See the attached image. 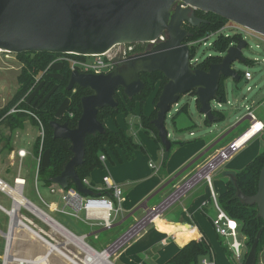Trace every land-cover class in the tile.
Instances as JSON below:
<instances>
[{
	"label": "water",
	"instance_id": "1",
	"mask_svg": "<svg viewBox=\"0 0 264 264\" xmlns=\"http://www.w3.org/2000/svg\"><path fill=\"white\" fill-rule=\"evenodd\" d=\"M177 1L183 6L179 3L174 5ZM191 7L211 12L264 35V0H0V49L14 54L41 52L85 56L101 54L117 43L145 42L163 31L167 35L164 41L149 50L121 59L107 73H86L78 69L71 71L66 89L71 90L76 85L91 92L80 98L81 115L74 128H70L66 122H49L53 138L68 140L72 152L62 172L53 178V183L66 188L70 181L80 193L93 195L91 189L83 186L76 172V167L83 162L85 138L104 133L105 128L97 119V111L104 107L114 109L118 104L115 93L120 88L128 98L142 91L144 82L140 78L141 73L158 71L167 80L158 96L157 114L152 120L165 151L171 147L165 127L166 114L181 95L194 91L199 103L198 112L212 122L214 118L210 102L216 99L220 78L230 79L236 82L237 89L241 88L245 79L232 67V63L245 60L242 55V49L246 47L244 39L239 38L236 44L230 45L221 61L211 63L208 70L190 66V49L184 40L191 33L183 25L206 23V20L195 15ZM248 119L247 115L241 117L158 191ZM216 157L214 155L212 160ZM237 197L247 205L255 204L258 216L264 221V163L256 193L248 196L238 190ZM105 252H108L107 249Z\"/></svg>",
	"mask_w": 264,
	"mask_h": 264
},
{
	"label": "trees",
	"instance_id": "2",
	"mask_svg": "<svg viewBox=\"0 0 264 264\" xmlns=\"http://www.w3.org/2000/svg\"><path fill=\"white\" fill-rule=\"evenodd\" d=\"M195 15L206 20V23H201L198 26H191L185 23L183 27L191 33V36L186 38L184 43L192 39L200 38L208 31L219 29L228 22V20L211 12L196 10ZM238 39V35L227 37L222 35L219 36L211 47L213 54L198 63L195 67L208 70L211 63L221 61V53H224L230 44L236 43ZM190 52L191 55H194L195 49L191 48ZM63 55L74 59H84L83 56L74 54L41 52L18 54L23 66L17 76V89L8 102L3 107H0V122L11 132L21 127L23 120L27 118L31 119L33 124L36 125V120L29 113L34 114L41 121L44 129L42 147L39 152L40 140L37 138L33 146V153L35 157L40 153V163L37 174L38 181L46 187L52 184L53 178L62 172L64 166L72 157V152L69 150L70 142L66 139L53 138L49 122L52 120H56L60 123L66 122L70 128H74L81 115L80 98L91 92L89 89H83L76 85L71 90L66 89L72 71L71 63L67 60H63L61 63L60 73L62 74V78L56 79L52 76L53 69L50 65L58 56ZM243 62L247 65L253 64L252 60L247 58H245ZM238 72L243 78L244 72L240 70H238ZM140 78L144 82V87L139 94L128 98L120 88L119 91L121 92V96L118 95V91L115 93V97L118 100L117 106L114 109L104 107L97 111V119L104 125L105 131L102 134L95 133L85 138L83 162L80 166L76 167V172L81 180L88 177L94 169H101L104 167L102 161L99 159V156L102 154L105 155L106 161L114 164L132 159L137 151L146 152L144 146L136 143L134 137L128 133L127 126L122 127L117 125L114 130H111L104 124L106 118L115 119L120 115L126 118L130 114L137 115L140 128L146 134L151 135L156 144L163 148V163L167 158L170 149L165 151L160 143L157 130L152 124V120L157 114L156 102L158 96L167 80L164 75L158 71L141 73ZM153 92L155 93L153 98L154 109L149 115H145L142 112V105L146 98ZM189 94L195 96L194 91ZM65 99L68 101L65 111L57 118L55 116L56 111ZM216 100L219 102H225L227 100L225 77L220 78ZM137 104L138 109L136 106ZM14 106L16 111L7 114ZM195 106L196 109H198L199 103L197 100H195ZM188 108L187 103L179 107L177 112L171 117V122H174L178 114L187 113ZM212 113L214 118L212 122L208 121L206 118L203 119L204 123L208 126L213 123H220L226 118L223 111L213 110ZM173 143L174 142L171 141V147ZM177 143L181 144L185 143V141H178ZM44 151L48 153V164L45 168L41 166L42 153ZM263 163L264 149L240 171L231 173L226 177L225 190L217 197L220 207L226 214L239 223V232L246 237V251L243 255L242 264H244L250 250H253V257L249 264H260L257 252L264 244V221L258 216L256 205L245 204L237 197V191L239 190L244 195L248 196L256 193L259 173ZM71 187L75 186L69 181L67 188ZM93 193L99 196L105 195L107 192L93 190ZM186 235L188 240L187 243L180 248L166 264H200V259L203 257L214 259L213 250L204 234L201 236L196 230H188ZM218 241L222 243L220 238ZM222 248L224 252L229 255L230 251L224 246Z\"/></svg>",
	"mask_w": 264,
	"mask_h": 264
},
{
	"label": "rangeland",
	"instance_id": "3",
	"mask_svg": "<svg viewBox=\"0 0 264 264\" xmlns=\"http://www.w3.org/2000/svg\"><path fill=\"white\" fill-rule=\"evenodd\" d=\"M232 22V21H229ZM244 35V33H243ZM210 41L213 40V37L209 39ZM248 46L242 49V55L244 58L255 60L257 59V62H253L252 65H247L244 62L241 61H235L232 63V67L236 70L240 71H249L252 74V80L248 82L247 85H250L252 89L250 91H246V86L241 87L240 89L234 88L232 80H228L229 85L231 86L227 87L226 90V98L227 100L231 101L233 104L232 106L224 104L223 107H221L219 110H222L227 115V121L224 123H213L212 125L208 126L204 123L203 115H201L198 110L195 108V100L192 96H189L188 94L181 95L178 102V107H181L185 103L188 104V112L187 113H180L178 116L174 119V122H171L170 117L174 115L176 112L174 109H172L169 113V115L165 119V127L168 131V139L173 143L172 147L170 148L168 152V156L165 159L163 163V148L158 147L155 143L154 139L151 135L146 134L143 130L139 133L140 139L144 143L146 152L143 153L141 151H138L135 155V158L133 160V166L138 170V173H141V175L144 177V179L141 182L136 181H129L130 184H125L121 186V201L123 200L126 189L129 187H133V191H137L139 187L148 185L152 182V179L156 176L161 175L163 171L169 172L172 169L178 167V165L189 155L193 154L195 151V148L198 145V142L201 140H205L206 138L214 137L217 135L219 130H223L226 127H231L235 122V120L238 121L241 117L245 116L247 114V109L245 105L250 107L251 100L253 99L254 95L257 92H262V97H264V42L259 41L257 38L252 36L246 37ZM258 45V47H256ZM209 53H212V50L210 48H206L205 46H198L196 50V56L203 58L206 57ZM63 60L71 61L74 60V58L68 57L66 55L58 56L53 63L50 65V67L53 69L52 76L56 79L62 78V74L60 73L61 63ZM20 61V58L18 54L9 53L6 51H0V107L8 102V100L12 97L15 90L18 86L17 76L20 72V69L22 68ZM42 92V91H41ZM118 95L121 96V92L118 90ZM67 99H65L59 108L56 111L55 116L58 118L60 117L67 106ZM151 102L149 100H145L142 105V110L146 111L149 104ZM255 111V110H254ZM253 111V112H254ZM256 112V111H255ZM257 114V112H256ZM117 123L121 124L123 123L122 116L116 118ZM112 121V120H109ZM30 122V123H29ZM0 174L3 173H11L14 174L16 172V167L12 166L10 164V161L7 158V153L9 149L11 148V143H13L14 147L17 146H24L27 141H31V143H34L35 137L37 135L38 128L36 125H33V122L31 119L27 118L23 120L22 126L17 128L16 130L12 132H8L7 129H5V125L0 122ZM232 124V125H231ZM248 121H244L241 125H239L237 128H235L227 137L222 139L215 147H213V150H218L223 145L227 144L228 141L231 138L236 137L237 135H240L247 127H248ZM140 128V127H139ZM138 129V126H137ZM190 131H192L193 135H190ZM135 138V137H134ZM177 138L179 141H185V143L178 144L174 141V139ZM136 139V138H135ZM136 143H139L135 141ZM141 144V143H139ZM31 148L28 146V149ZM118 151L121 153V151L118 149ZM210 151V152H212ZM209 152V153H210ZM201 152L199 151L196 155H193L192 159H190L188 162L192 161L197 155H199ZM207 153V154H209ZM201 156L199 159L194 161L184 172H182L179 176H177L175 180L177 181L180 177L185 175V173L195 167L196 164L200 163L206 156ZM148 162H152L155 169L158 168L157 172L152 171L150 168H148ZM188 162L186 164H188ZM48 164V153L44 151L42 153V161L41 166L43 168L47 167ZM107 164V162H105ZM185 164V165H186ZM14 165V164H13ZM110 165V164H109ZM183 165L182 167H184ZM180 167L177 169L170 177H172L175 173H177L180 169ZM37 168V160L31 159V157L25 159L23 163V169L22 174L26 177L27 184L25 185V188L23 190V195L25 198L30 200L32 203L43 209L44 211L48 212L54 219H56L62 226H64L69 231H73L74 233L80 235L81 233H87L91 231L92 226L85 223L81 218H83V211L79 212L80 219L75 217L73 214H67L63 213L60 210L50 211L47 207V205L43 202L46 201L48 203H53L56 205L59 209L64 207L61 199H60V188L56 187L57 193L52 194L49 192L48 187L42 185V183L39 181L37 183V190L35 188L34 183V173ZM3 169V170H2ZM225 169V162L220 165V170ZM11 171V172H10ZM156 173V175H154ZM169 177V178H170ZM168 178V179H169ZM167 179V180H168ZM217 179V178H216ZM216 179H212L215 190L217 192V195L219 196L223 190L222 185L219 186L217 182H215ZM220 179V178H218ZM166 180V181H167ZM165 181V182H166ZM161 184L163 186L165 184ZM7 183L12 186L13 181L12 179H8ZM204 182H199L194 188L195 191L199 190L201 192L203 189H200L203 186ZM159 187V189L161 188ZM171 186V185H170ZM168 186L167 188H169ZM158 190V189H157ZM162 193V192H161ZM160 194H157L155 197V200H157L156 204H159L162 202L163 199L168 195L166 193L163 197H160ZM204 193V190H203ZM171 198V197H170ZM168 198V200L170 199ZM43 199V200H42ZM11 199L3 192L0 191V205L3 206L6 209H9L11 207ZM172 207H174L172 209ZM66 211L72 212L69 208H65ZM179 201L176 202L171 206L169 211H176L179 210ZM20 212L30 218L38 227H41L46 231V233L49 235L51 228L47 226L42 220L35 217L33 214L28 212L24 208H20ZM150 216V215H149ZM216 217V210L213 208V206H208V213L205 216L206 220L205 228H206V235L205 238L207 239L208 243L210 244L215 258V264H239L238 261L234 260L231 257V253L226 254L223 250V246L228 249V242L230 239H226L225 237H219L213 228V225L211 224V221ZM116 221L119 220V216L115 218ZM115 220L113 221V223ZM9 223V216L0 209V231L5 232L7 231V226ZM129 220L125 221L123 224H119L117 226H112L107 229H103L99 232H97V238L94 237V234L87 236L85 238L86 242L94 247H97L99 243H106L109 242L108 245H110L113 241H115L117 238H119L123 233H125L130 227H132L134 223H132ZM131 224V225H130ZM35 231L39 232L38 227H35L34 225H30ZM96 230L101 229L100 226H94ZM40 235H43L40 233ZM50 235L57 239V241H62L63 243V250L65 253H67L69 256L75 258L74 255H77L76 259L78 261H82L84 258V254L82 251L80 253H77L78 249L75 244H73L70 241H66L64 237L60 235V233H50ZM34 239V244H31L30 246L28 243L29 239ZM219 238L221 239L222 243H219ZM239 239H241V235L238 236ZM4 237L0 233V255L4 251ZM17 241V240H16ZM72 243V244H71ZM16 247L14 249V253H18L19 255H23L20 257H29L31 252L34 251V245L36 247H39L40 244L35 239L33 235H29L28 239L25 241L18 240V242L14 244ZM76 247H74V246ZM107 245V246H108ZM90 248V247H89ZM92 249V248H90ZM80 250V249H79ZM93 250V249H92ZM229 252V251H228ZM11 253V252H10ZM258 260L259 262L263 260L264 258V244L257 252ZM32 257V256H31ZM253 257V250H250L244 264H249L252 261ZM63 262V260H62ZM64 263V262H63ZM1 264V260H0Z\"/></svg>",
	"mask_w": 264,
	"mask_h": 264
},
{
	"label": "crops",
	"instance_id": "4",
	"mask_svg": "<svg viewBox=\"0 0 264 264\" xmlns=\"http://www.w3.org/2000/svg\"><path fill=\"white\" fill-rule=\"evenodd\" d=\"M228 80L230 79L226 80V87L231 86V84L229 85ZM232 82H233L234 88H236V82L234 81ZM154 94L155 93L153 92L146 98L151 103L149 104L146 111L142 110V112L145 115H149L154 109V104H153ZM262 95L263 94L260 91L254 95L253 99L251 100L250 110L252 112L254 110L257 112V114L255 111L253 112L256 119L264 125V97H262ZM136 106L138 109V104ZM116 118L115 119L106 118L104 120L105 126L111 130H114L117 125H120L122 127L127 126L128 133L136 138V139L134 138L135 141L141 143V145L144 146V143L142 142V140L140 139L141 137L139 136V133L142 132V129L139 128L140 126H139L138 116L135 114H130L126 118L122 116L123 123L121 124L117 123ZM226 118H227V115H226ZM226 118L221 123H224L225 121H227ZM109 120H112V121H109ZM247 121L250 124L251 121L249 119ZM236 122L237 120H235V122L232 124L234 125ZM137 126H138V129H137ZM231 127L229 128L226 127L223 130H219L216 136L206 138L205 140H201L200 142H198V145L195 148V151L193 154L187 156L178 165V167L172 169L171 171L169 172L163 171L161 175L153 178L150 184L139 187V189H137V191L135 192L133 191V187H129L126 189L125 196L123 200L121 201V212L118 215L119 220L116 221L115 219L113 226L123 224L125 221L130 219V221L134 223V224L131 223L133 225L132 227H134L141 219H143L149 212L154 210L158 205H160L161 203L164 204V206L162 207L161 213L158 216H154L153 220L151 222H148L144 227H142L141 225L142 229H139L140 231H138L135 235L133 236L126 235V233H128L130 230L133 229L132 227H130L125 233H123L119 238L113 241L110 245H108L109 242L107 241L106 243L104 242L99 243L97 247H94L88 244L85 238L92 234H96L97 232L103 230L104 228L96 230L95 228L97 227L92 226L91 231L87 233L83 232L80 235L74 233L72 230L71 232L75 236L82 238V240L87 245H89L96 253L106 254L107 256L106 259L110 262V264H166L169 261V259L173 255H175L177 251L187 243L188 240H187L186 233L188 230H196L198 234L201 236L202 234L206 235L207 233L206 228H205L206 220L205 221L203 220L205 219V216L208 213V206H211V207L213 206L210 200L209 188L204 181H203L204 182L203 186L200 188L204 190V193H203V190L201 192H199V190L195 191L194 187L202 180H199L196 184H194L191 188H189L185 193L179 196L178 197L179 199H174L175 198L174 192L178 189L179 186H181L185 181H187L192 176H194L204 165H206V163L212 157H214V155L219 153V151H221L222 149L226 148L233 140L239 137V135H237L234 138H231L227 144L223 145L218 150L212 151L213 148L210 149L208 152L202 155V157L205 156L210 151L212 152L207 154V156L200 163L196 164L193 169L187 171L185 175L180 177L177 181L175 180V182H173L174 181L173 179L172 182H170L160 191H158L157 189H159L161 184H163L177 169H179L180 167L185 165L190 159H192L193 155H196L199 151L202 152L206 147H208L213 141L218 139L221 135H223ZM5 129H7L8 132H11L7 127ZM234 129H232L225 137H227ZM189 133H192V131H190ZM37 136H38V131L35 137V141L37 139ZM174 141L178 142L179 140L175 138ZM220 141H222V139ZM34 143H31V141H27L24 146H17V147H14L13 143H11V148L9 149L7 153V158L10 161L11 167L15 166L17 169L14 174L5 173L3 171V173L0 174L1 179H3L6 182L8 181V179H12L13 181V178L17 176L18 174L25 177L22 174L23 163L25 159L29 157H31V159H35V156L33 153ZM28 146H30L31 148L28 149ZM19 149H24L26 151V156L23 157L21 160L16 154L17 150ZM263 149H264V127L262 131L256 134L252 139H250L247 143H245L240 149L235 151L227 160L223 161V163L225 162L224 170L219 171L220 165H221L220 164L219 167L215 168L212 171V179L217 178L215 182H217L219 186L222 185V188H223L222 192L225 190L226 177L229 176L231 173L240 171L248 162H250ZM12 155H13V158H12ZM134 158L135 156L128 161H124L122 163H114V164H111L110 162L106 161L107 164H105L103 168L94 169L88 176V179L91 185L95 187L100 186L101 177L106 172H108L112 176L113 180L118 185H120V187L125 184H130L129 181L131 180L136 181V182H141L144 179V177L141 175V173H138V170L136 168H134L133 166ZM150 163L152 162H148V168H150L154 172H157L158 168L155 169V168L150 167L149 166ZM154 175H156V173H154ZM168 186L170 187L167 188ZM212 187H213L215 194L217 195L213 182H212ZM160 193H161L160 197H163L166 193H168V195L165 197V199L162 200V202H160L159 204H156L157 200H155V197L157 196V194H160ZM168 198H170V200H168ZM143 201H146V203L143 204ZM178 201H179L180 209L176 211H173V210L169 211L171 206ZM173 208L174 207H172V209ZM211 224H212V221H211ZM35 227H38V226L35 224ZM38 230H39V233L43 234L41 235L43 240L49 245H52V244L55 245V249L52 250L50 246L47 247L45 244L40 245L39 247H36L34 245L33 247L35 249L33 252L29 253L31 254L30 256H32V258H34V261H36L38 264L39 263L44 264L46 263V260L48 264H62L61 251L63 250V243L62 241H57L56 238L50 235V233L56 234L57 232H55L51 228V231L48 235L46 231L42 229L41 227H38ZM13 240L14 239L11 240L12 242L11 247L13 246L12 248H10L11 254H14L15 256L17 255L23 256V255H19L18 253H14V249L16 246L14 245L15 243ZM27 244L32 246L31 244H34V239L30 238ZM4 246H5V243H4ZM106 249L108 251L107 253L105 252ZM77 253H80L79 249ZM2 256H3V253L0 255L1 264H2ZM74 256L76 259H78L77 255H74ZM213 256H214V253H213ZM42 258H44L45 260H42Z\"/></svg>",
	"mask_w": 264,
	"mask_h": 264
},
{
	"label": "built area",
	"instance_id": "5",
	"mask_svg": "<svg viewBox=\"0 0 264 264\" xmlns=\"http://www.w3.org/2000/svg\"><path fill=\"white\" fill-rule=\"evenodd\" d=\"M181 4L180 2H178ZM182 5V4H181ZM183 6V5H182ZM188 6V5H187ZM190 7V6H188ZM196 11L195 8L191 7ZM185 24V23H184ZM244 33V35H243ZM232 36V35H238L239 38L244 39L246 41V46H248L246 37L252 36L257 38L259 41L264 42V35L260 34L258 32H255L247 27L241 26L239 24H236L234 22H227L225 23L221 28L208 31L203 36L197 39H192L186 42L189 49L191 48L195 49L194 55H191L190 52V58L189 63L192 68H196L195 66L203 61L205 58L210 57L212 53H209L206 57L200 58L196 56V50L198 46L202 45L206 48H210L213 46V42L218 39L219 36ZM167 35L166 32L163 31L161 34H159L156 38L145 41V42H137V43H117L111 46L108 50L101 54H91V55H85L83 56L84 59H74L71 60V69H78L81 72L86 73H94V74H100V73H107L111 71L117 63L121 59H125L129 56L142 53L146 50H149L152 46L158 44L159 42H162L166 39ZM213 37V40L210 41L209 39ZM236 43H231L230 45H234ZM258 47V45L256 46ZM10 53V52H9ZM225 53V52H224ZM224 53H221V56L224 55ZM252 62H257V59L252 60ZM21 66H23L22 63H20ZM244 75L243 78L245 79V82L241 87L246 86V91H250L252 87L250 85H247L250 80H252V74L249 71H243ZM189 96H192L188 93ZM194 100H196V96H192ZM6 104V103H5ZM4 104V105H5ZM211 104V110H219L221 107H223L224 104L232 106V102L229 100H226L225 102H219L216 99L210 102ZM2 105L1 107H3ZM247 109V116L249 120L251 121L248 128L242 132L239 137H237L235 140H233L226 148L222 149L217 153V157L215 160H212V158L204 165L194 176H192L190 179L185 181L181 186L178 187V189L174 192V199H177V197L183 193L185 190L187 191L189 187L198 179L204 181L206 185L209 188L210 191V200L214 206V209L216 210V217L212 220V225L214 228L215 233L220 237H225L226 239H230L228 242V250L231 253V257L238 261L239 264H242L243 255L246 251L245 241L246 237L242 235L239 232V223L231 218L226 212L220 207L218 201H217V195L215 194L213 187H212V171L219 167L220 164L223 163V161L227 160L235 151L240 149L245 143H247L250 139H252L256 134H258L260 131H262L264 125L258 121L254 115V113L250 110V107L245 105ZM174 109L175 112L179 109L178 102L172 104L170 106L169 111L166 114V117L169 115L170 111ZM15 106L11 108L7 114L15 112ZM222 111V110H220ZM29 113V112H28ZM35 120H36V126L38 128V136L40 143H39V152L41 151L42 142L44 138V129L41 121L32 113H29ZM173 116V115H172ZM171 116V117H172ZM170 117V119H171ZM191 135L193 133H190ZM17 156L20 158V160L26 156V151L24 149H19L16 152ZM13 158V155H12ZM37 160V168L34 173V183L35 188L37 190V183L38 181V168L40 163V153L37 157H35ZM99 159L102 161L103 165H105V155H100ZM20 166V165H19ZM150 167L155 168L152 163L149 164ZM83 186H85L88 189H91L92 191H105L107 192L105 195H85L80 193L76 187L71 188H62L58 184H55L52 182V184L48 187L49 192L52 194L57 193L56 187L60 188V199L64 205L61 209H59L56 205L53 203H48L46 201L43 202L47 205L48 209L50 211L60 210L63 213L67 214H73L77 218H81L79 216V212L83 211V218H81L85 223H87L90 226H100L104 229L110 228L113 226V221L117 217V215L121 212V187L118 185L112 178V176L106 172L101 177L100 186H93L91 185L88 177L81 180ZM27 184V181L25 177L21 175H17L13 178V185L10 186L6 181L0 178V191L5 193L10 199H11V207L9 209L4 208L0 205V209L3 210L8 216H9V223L7 226V231L1 232V235L5 239V246H4V252L2 256V264H11L10 261L7 260L9 250L11 248V240L6 237V233L9 232L10 226L12 224V217L10 215V212L14 208L17 199V196H21L24 198V200L31 206L37 207L41 211H43L44 214H46L48 217L53 218L48 212L44 211L34 203H32L30 200L24 197L23 190L25 188V185ZM185 191V192H186ZM184 192V193H185ZM39 195V193H38ZM170 200V199H169ZM164 206L163 203L158 205L154 210L149 212L147 216H145L143 219H141L134 227L130 230L126 235H135L138 231H140L141 225L147 221H149L150 217H154L158 212L161 213L162 207ZM20 208L26 209L28 212L33 214L38 219L42 220L45 224H47L43 219H41L38 215H36L32 210H30L28 207L22 205H19L16 209V214L20 216V219L26 223L27 225H34L35 223L28 217L24 216L20 212ZM65 208H69L72 210V212L66 211ZM159 213V214H160ZM158 214V215H159ZM150 215V216H149ZM156 215V216H158ZM54 219V218H53ZM56 221V219H54ZM153 220V218L150 220V222ZM48 225V224H47ZM49 226V225H48ZM241 235V239L238 238V236ZM94 237H97V234H94ZM85 256V255H84ZM260 264H264V259L259 262ZM200 264H215V260L208 257H203L200 259Z\"/></svg>",
	"mask_w": 264,
	"mask_h": 264
},
{
	"label": "bare ground",
	"instance_id": "6",
	"mask_svg": "<svg viewBox=\"0 0 264 264\" xmlns=\"http://www.w3.org/2000/svg\"><path fill=\"white\" fill-rule=\"evenodd\" d=\"M0 51H3V50L0 49ZM16 199H17V202H16L14 208L12 209V211L10 212V215L12 217V224L10 226L9 232L6 233V235H5L10 240L14 239L13 240L14 243L15 242L17 243L18 240H23V241L25 240L26 241L28 239V236L29 235H33L40 245H44L45 244L47 247L50 246V248H52V250L55 249V245H53V244L52 245H49L48 243H46L40 237L41 235H40L39 232L35 231L32 227H30L29 225H27L26 223H24L20 219V216H18L16 214L17 207L19 205H22L23 204L24 206H26L30 210H32L36 215H38L41 219H43L47 224H49L50 227H52V229L55 232L60 233V235L62 237L66 238L65 239L66 241L72 242L73 244H75L77 246V248L80 249V251H82L83 253H85L84 254L85 256H84L83 260L82 261H78L75 258L69 256L67 253H65V251H61L62 260L64 262V263L62 262V264H110L108 262V260L106 259V257H107L106 254H99V253H96L94 250L90 249L88 246H86L82 242V238L77 237V236L71 234L68 230H66L62 226L54 223L46 214H44L43 212H41L40 210H38L34 206L29 205L24 200V198L21 197L20 195L17 196ZM10 251L11 250H9L7 260L10 261L11 264H29V263H31V264H38L36 261H34V258H32L31 256H29V257H20L18 255L15 256L14 254H11ZM42 260H45V259L42 258ZM44 264H48L47 263V260H46V263H44Z\"/></svg>",
	"mask_w": 264,
	"mask_h": 264
},
{
	"label": "flooded vegetation",
	"instance_id": "7",
	"mask_svg": "<svg viewBox=\"0 0 264 264\" xmlns=\"http://www.w3.org/2000/svg\"><path fill=\"white\" fill-rule=\"evenodd\" d=\"M179 1L175 2L174 5L178 4ZM147 216V215H146Z\"/></svg>",
	"mask_w": 264,
	"mask_h": 264
}]
</instances>
